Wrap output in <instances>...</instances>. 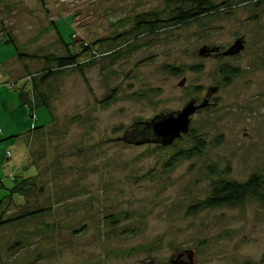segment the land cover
Here are the masks:
<instances>
[{"label":"rangeland","instance_id":"obj_1","mask_svg":"<svg viewBox=\"0 0 264 264\" xmlns=\"http://www.w3.org/2000/svg\"><path fill=\"white\" fill-rule=\"evenodd\" d=\"M43 1L0 0V41L10 33L22 53L62 56L54 21L75 51L101 43L45 84L43 62L21 63L0 43V217L36 212L0 228V264H172L191 250L196 264H264V195L193 210L225 183L264 179V0H231L151 32L132 30L146 17L168 19L176 5ZM238 39L237 56L198 55ZM34 76L51 110L31 117L19 90L32 94ZM214 87L218 106L193 116L173 146L119 140ZM17 187L29 193L10 200Z\"/></svg>","mask_w":264,"mask_h":264},{"label":"trees","instance_id":"obj_2","mask_svg":"<svg viewBox=\"0 0 264 264\" xmlns=\"http://www.w3.org/2000/svg\"><path fill=\"white\" fill-rule=\"evenodd\" d=\"M168 5H176V7L172 10V13L168 19H160L156 16L153 17H146L141 19L139 22L136 23L135 28L132 30L134 31H145L148 30H162L167 27H179L186 24H189L193 21H196L204 16H208L213 13H217L220 10L229 7L231 0L223 2L221 4H215L213 0H164ZM42 4L44 1L41 0ZM190 5L189 8L185 9V5ZM52 27L58 36V41L61 44L62 48H64V55L59 56L55 53H48L45 55H33V54H26L20 52L18 49L15 40H13L10 33H7V36L3 38L0 43H5L7 45H13L16 47L17 56L21 63L27 61H41L46 66L45 72L41 74L39 77V81L42 84L56 78L60 72L69 69V68H77L79 69L81 66L80 60L86 57L92 50L93 47L98 46L101 42L95 41L91 45L88 44H80V50L75 51L72 48L73 43L66 44L62 35L60 34L57 23L52 22ZM92 62V61H91ZM237 70H233V75H237ZM226 83H229V79L226 78ZM36 77H31L32 83V94L31 89H26V86H23L19 90V101L21 106H26L31 109V117H33L34 110L39 107L46 106L49 110L50 104L45 94L43 93H35L38 89L35 87ZM109 97L108 99H110ZM44 126L39 128H35V130L44 129ZM15 137H19L16 135ZM14 138V137H10ZM8 138V139H10ZM5 139V140H8ZM181 139V138H180ZM179 139V140H180ZM4 140V139H3ZM2 140V141H3ZM4 140V141H5ZM29 179L25 182L28 183ZM30 188H15L10 200L13 199L15 194L20 195H27ZM264 195V179L259 176H252L250 180L246 183L238 184V183H225L221 187L214 190L211 197L207 198L201 204L195 206L193 210H203V209H212L222 206H237L241 205L248 197L252 195ZM6 212V211H5ZM40 212V211H37ZM36 212H25L21 215L15 217H9L8 219L4 220L0 217V228L18 222L20 220H24L27 217L35 214Z\"/></svg>","mask_w":264,"mask_h":264},{"label":"water","instance_id":"obj_3","mask_svg":"<svg viewBox=\"0 0 264 264\" xmlns=\"http://www.w3.org/2000/svg\"><path fill=\"white\" fill-rule=\"evenodd\" d=\"M245 49L244 39H238L235 44L226 52L220 53L219 47H204L199 52V57H227L237 56ZM186 83L183 80L179 86L183 87ZM219 87L209 88L207 95L201 104H197L198 100L192 97L184 107L175 113L161 114L156 116L150 122H138L127 129L121 140L127 145L144 146V145H159L161 147H171L174 143L190 133V126L193 116L216 108L218 105H213L210 98L218 93ZM188 261H179L184 254L178 255L172 259V264H196V251L191 250L186 252Z\"/></svg>","mask_w":264,"mask_h":264},{"label":"flooded vegetation","instance_id":"obj_4","mask_svg":"<svg viewBox=\"0 0 264 264\" xmlns=\"http://www.w3.org/2000/svg\"><path fill=\"white\" fill-rule=\"evenodd\" d=\"M219 48H220V47H219ZM220 53H221V54L223 53L222 48H220ZM212 57H213V56H212ZM221 57H222V56L220 55V57H218V58H221ZM213 58H216V57H213ZM201 93H202V91H201ZM206 95H207V91H204V95H202V96H199V95H198V98L195 97V98H197V100H198V102H197L198 105L202 103V101L205 99ZM193 97H194V96H193ZM203 98H204V99H203ZM210 102H211V104H213V105H218L217 100H214V96L210 98ZM185 256H186V255H185ZM185 256H183L179 261L186 262L187 260H186V257H185Z\"/></svg>","mask_w":264,"mask_h":264}]
</instances>
